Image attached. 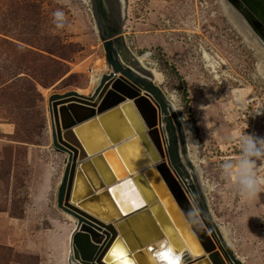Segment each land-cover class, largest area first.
Instances as JSON below:
<instances>
[{"label":"rangeland","instance_id":"rangeland-1","mask_svg":"<svg viewBox=\"0 0 264 264\" xmlns=\"http://www.w3.org/2000/svg\"><path fill=\"white\" fill-rule=\"evenodd\" d=\"M124 2L126 44L162 75L157 84L189 134L183 168L198 203L243 264H264V189L241 196L220 167L239 160L241 136L264 138L261 55L230 25L221 0ZM106 72L90 0H0V264H78L76 219L57 205L68 155L53 146L49 99L88 96L92 76ZM257 169L264 175V161Z\"/></svg>","mask_w":264,"mask_h":264},{"label":"water","instance_id":"water-1","mask_svg":"<svg viewBox=\"0 0 264 264\" xmlns=\"http://www.w3.org/2000/svg\"><path fill=\"white\" fill-rule=\"evenodd\" d=\"M225 1L264 46V0ZM90 2L109 72L99 78L93 93L88 96L71 91L53 94L49 99L53 146L68 155L58 188L57 205L77 220L72 235L74 261L79 264H125L127 260L131 264H148L146 250L137 249V243L143 246L161 237L163 232L172 231V224L183 238L187 234L190 241L198 245L195 252L199 256L189 257L187 264H243L219 231L207 205L203 207L198 203L195 187L188 182L190 175L183 168V161H188L185 127L172 102L156 83L154 70L144 65L126 44L122 33L123 0H108L111 12L119 22L118 30L110 35L106 31L100 0ZM132 151L138 153L135 160L127 157ZM115 155L123 168L117 164ZM159 160L156 168L140 171ZM134 172L137 173L104 189ZM183 172L188 179L184 178ZM83 176L89 185L82 195L78 188ZM145 180L153 193L146 195ZM126 181H131L139 190L147 207L143 205L136 212L128 207L127 214L121 211L127 206L118 204L110 189ZM179 181L190 185L195 198L193 204L206 217L201 229L186 223L185 214L193 204ZM124 198L123 194L119 196V199ZM148 211L153 213L158 225L150 222ZM169 236L181 245L175 232H170Z\"/></svg>","mask_w":264,"mask_h":264},{"label":"bare ground","instance_id":"bare-ground-1","mask_svg":"<svg viewBox=\"0 0 264 264\" xmlns=\"http://www.w3.org/2000/svg\"><path fill=\"white\" fill-rule=\"evenodd\" d=\"M221 6H222V10H223L225 18L228 20V22L234 28V30L242 37V39L245 42V44L250 46L252 49L257 50L258 51L257 53L259 55H261L262 61H260V64L258 65V72L260 74L264 75V46L249 31V29L247 28L245 23L241 20V18L235 13V11L231 8V6L225 0H221ZM123 9H124V0H123ZM146 56L147 55L145 54L144 56H141L139 58L141 60V62H143V60L146 58ZM203 57H204L205 60H208V55H207L206 52L204 53ZM153 72H154V75H155L156 82H161L162 75L159 72L155 71V70ZM102 75L95 74V75L92 76L91 83H92V85L94 87L93 90L97 86V84L99 82V78ZM93 90H92V92H90V94L93 93ZM79 93L85 94L84 91H79ZM184 134H185V136H187V141L189 142V134H188L187 130H185V129H184ZM127 155H128L127 157H128L129 160L130 159L131 160H135L137 155H138V153L136 151H132V153L128 152ZM115 156H116V159H117V162H118L117 164L120 165L123 168V164H122L121 160L119 159V157L117 155H115ZM187 159H188V156H187ZM160 162H161L160 160L152 162V163H150L149 166H147L146 168H144L143 170H140V171H144V170H146V169H148L150 167L156 168L158 166V164H160ZM167 162H168V160L166 161V163ZM168 166L170 167L169 164H168ZM170 169L172 170L171 167H170ZM92 173H93V170H90V175H93ZM136 173L137 172H134V173L129 174L126 177L121 178V179H119L117 181L115 180L114 182H111L110 184H108L104 189L107 190L109 188V186L117 184V183H120L121 181H124L126 178H129L132 175H135ZM193 176H194V172H192V177ZM158 178H160L159 175H158ZM144 182H145V185L147 187L146 188V195L149 194V193H153V190L151 189L149 183L146 180ZM188 182H190V181H188ZM180 184H181L186 196L188 197L190 202L193 204L194 201H195V198H194L192 189L190 188V185L188 186L186 183H184V181L180 182ZM189 184H191V183H189ZM87 185H89L88 181H87L86 177L83 176L81 181H80V183H79L78 192H81V194L83 195L86 192V190H87ZM135 190L137 192L139 191L136 187H135ZM98 191H100V190H97V192ZM138 193H139V195L141 197L140 192H138ZM128 194L130 195V192ZM169 197L171 198L173 204H176L175 200H174V197L172 196L171 193H169ZM156 200H159V199L156 198ZM70 203L73 204L74 206H77V204L75 202H70ZM144 203H145V201H143V205L145 207H147L146 206L147 203H145V204ZM148 203H151V202H148ZM162 205L164 206V204H162ZM102 206L108 207L107 205H102ZM141 208L142 207L133 208V210L135 209L134 211L136 212V211H138ZM64 213H66V212H64ZM147 213H148V216L150 218V222H153V223L157 224L158 221L155 219L153 213H151L150 211H148ZM66 214H68V213H66ZM68 215L71 216L70 214H68ZM120 217H121L120 219H122L123 216L120 214ZM74 221H75V224L77 225V221L76 220H74ZM106 222H107V220H106ZM113 223L116 224V222H113ZM170 226H171L172 231L175 232V236H177V239L180 241L181 245H178L174 241L172 236H169L170 232H172L171 230H168V232L167 231L163 232L162 233L163 235H161V237H159L157 239H152V240H150V242L148 241L147 244H145L143 246L140 245L139 243H137V240L135 239L134 234H131V237H133V239L136 240L137 249L144 248L146 250L145 251V253H146L145 257L147 259L148 264H170V261L165 258V253H167L169 251H171V253L173 255V258L178 259L179 264H187L186 262H187V259L189 257L191 259H195L196 257L199 256L195 252V250H196L198 245H196V243H192L190 241L189 237L186 236L187 234L185 235V238H183V236L180 234L179 230L176 227H174L172 224ZM219 231L224 236L223 229L219 228ZM224 238H225V236H224ZM205 255L208 256L207 254H205ZM73 261H74V259H73ZM192 264H197V262H194Z\"/></svg>","mask_w":264,"mask_h":264},{"label":"clouds","instance_id":"clouds-1","mask_svg":"<svg viewBox=\"0 0 264 264\" xmlns=\"http://www.w3.org/2000/svg\"><path fill=\"white\" fill-rule=\"evenodd\" d=\"M58 21L63 20V13L57 12ZM62 26V25H61ZM240 158L238 161H225L220 165L222 175L235 182L241 196H252L264 189V175L258 173L257 161H264V138L246 133L239 138ZM202 210L193 204L185 214L186 223L194 229L204 227Z\"/></svg>","mask_w":264,"mask_h":264},{"label":"snow or ice","instance_id":"snow-or-ice-1","mask_svg":"<svg viewBox=\"0 0 264 264\" xmlns=\"http://www.w3.org/2000/svg\"><path fill=\"white\" fill-rule=\"evenodd\" d=\"M113 197L117 199V203L121 205H126L127 207H122L121 211L127 214V208H138L143 206V200L139 193L135 190V186L131 181H126L123 185L113 187L110 189ZM131 192V195L128 193ZM123 194L124 199H119V196ZM165 258L170 261V264H179L178 259L173 258L171 251L165 253ZM125 264H131L130 261H125Z\"/></svg>","mask_w":264,"mask_h":264},{"label":"flooded vegetation","instance_id":"flooded-vegetation-1","mask_svg":"<svg viewBox=\"0 0 264 264\" xmlns=\"http://www.w3.org/2000/svg\"><path fill=\"white\" fill-rule=\"evenodd\" d=\"M100 4L107 33H109L110 31L116 32L118 30L119 25L117 17L114 13L113 15H109L108 12H106L102 0H100Z\"/></svg>","mask_w":264,"mask_h":264},{"label":"crops","instance_id":"crops-1","mask_svg":"<svg viewBox=\"0 0 264 264\" xmlns=\"http://www.w3.org/2000/svg\"><path fill=\"white\" fill-rule=\"evenodd\" d=\"M156 83H157V82H156ZM158 83H161V82H158ZM93 88H94V87H93ZM93 88H92L91 91H89V92H92Z\"/></svg>","mask_w":264,"mask_h":264}]
</instances>
